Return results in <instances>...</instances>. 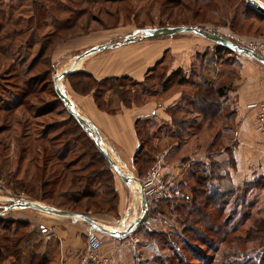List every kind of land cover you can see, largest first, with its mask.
<instances>
[{
  "label": "rangeland",
  "instance_id": "rangeland-1",
  "mask_svg": "<svg viewBox=\"0 0 264 264\" xmlns=\"http://www.w3.org/2000/svg\"><path fill=\"white\" fill-rule=\"evenodd\" d=\"M259 1L264 6V0ZM2 2L0 3V247L9 246L11 240L16 241L19 238L12 237L4 230L5 223L12 230L18 229L20 233L28 234L25 226L11 225L9 220L24 222L26 219L33 220L34 216L40 214L30 209L7 211L6 208L26 201L48 205L40 200L43 194L44 175L45 180H50L53 175L59 176L61 173L64 175L61 166H58L59 162L54 158L46 164V168L43 167L46 154H55L57 150L62 152L67 150L63 147L65 144L63 141L55 139L63 131V123L69 120L70 114L55 91L54 79L69 70L71 64L81 55L104 47L105 49L90 54L84 60L109 62L108 56L115 52L132 57L143 51V47L140 51L139 46L146 43L144 41L153 40L154 42L160 39H139L134 42L127 40L142 36V32L146 29L162 26H189L216 32L244 48L250 44H264V18L245 0H3ZM59 25L62 27L60 28ZM20 30L24 32V35H19ZM175 36L179 39L194 36L204 38L195 32ZM28 43L29 45L26 46ZM220 56L222 60H227V65L220 60L197 61L189 77L182 73L166 82L168 65H164L151 71L146 81L140 86L136 85L133 79L123 83L126 89L131 91L132 102L134 101L133 103L137 105H144L146 101L150 102V97L169 87L182 92L181 101L172 109L173 123L171 125L159 127L155 122L143 123V131L146 134L145 136L142 131L140 136L146 143L143 153L150 156L153 162L144 171L138 163L137 168H134L135 172L132 171L140 180L147 177L151 168L159 163L156 162V153L163 150L169 151L167 155L169 162L177 166L178 177L174 184L178 199L173 200L176 204L174 203L173 207L168 204L158 208L154 206L155 202L151 203L150 211L147 210L145 219L140 223L143 230L164 232L166 236L146 240L144 234L140 232L139 235L125 237V240L129 239V242L125 243L126 250L124 252L122 250L120 257L126 256V264H264V249L260 248V242H245L243 239V242H235L241 234L244 236V232L254 220L264 219V183L256 187L253 185L255 182L244 180L240 185L242 187L236 189L230 183L218 185L213 182L208 191L211 196L214 193L221 196L218 198L219 201L222 200L219 204H223L220 211L211 202L206 204L203 199V201L199 200L193 208V203L188 200L190 193L193 189L202 190L204 186H199L192 175L193 172L200 171L202 167L196 165L192 170L188 169V159L172 148L175 144L178 148L184 147L192 134L197 132L194 128H203L201 123H195L188 108L189 96H192L193 90H197V85L202 84L204 80H211L213 84L215 83L214 87L217 85L216 91L219 90V86H223L222 84L231 85L232 89L241 66L245 61H251L243 53L231 50H221ZM81 62V67H84L83 64L87 61ZM253 62L264 67V64L256 60ZM28 68V73H25ZM79 69L73 70L58 83L59 86L60 83L64 85L61 88H65L63 91L69 95L76 109H80L81 101L83 102L85 97L90 95H85L81 89L83 83L87 84L89 80L71 76L79 72L77 71ZM220 70L219 83L217 76ZM26 80L32 87L31 90L36 91L37 94L30 95L28 101L26 99L23 101L20 96L24 90L30 88L24 87ZM182 80L183 82L179 83ZM110 86V82L98 84L100 90H109L106 91L104 99L110 98L111 107L115 109L121 106L120 98L110 89ZM18 102H23V105L19 108L18 114H13ZM232 108L233 102L228 100L222 114L231 113ZM182 122L185 123V128L180 130L178 126ZM208 128L210 131L200 134L199 141L195 139L190 142L191 144L184 152L185 155L189 154L187 156L193 157L194 160L199 159V153L196 151L198 146L202 144V147H205L209 137L213 144L217 134V147L211 145L208 152L220 151L224 147L232 146L237 129L232 117L226 119V124H219L216 120ZM257 132L263 133L258 130V125ZM41 136H46L48 140H54V142L43 143ZM102 145H104L103 142ZM46 148L48 153L43 155ZM69 149L75 152L80 150L74 144L69 146ZM80 164L84 163H79L73 168L75 170L72 175L76 178L85 175L84 172L76 171ZM133 165H135L134 162ZM139 166L140 171L144 172L141 176L138 174ZM213 166V163L210 164L208 170L215 169ZM115 176L117 177V174L114 172ZM71 178L72 176L65 175L62 179L64 183H60L56 188L57 202L64 201V194L75 192L79 188V184H71ZM83 183L84 180H80V184ZM132 186L134 188V183ZM165 194L166 192L163 193ZM138 196L140 200L137 199V202L131 200V204L137 203L138 216H141L143 213L141 195ZM159 196L161 198L162 194L158 193L157 197ZM115 206L114 211L110 212L108 205L91 206L90 204L88 206L90 211L84 214L101 217L110 227L117 229L125 221L121 223V217L118 219L119 222L117 221L118 202ZM112 207L113 205L111 209ZM155 208L157 212L154 211ZM126 213V217L128 215L130 217L131 211L127 210ZM241 219L246 223L242 232L240 229L235 234H230L232 233L229 232L230 228L233 225H239ZM78 221L85 226L88 225L82 220ZM223 227L228 228L225 232L228 236L227 240L221 232ZM26 241L27 236L21 240L24 248L27 245ZM135 245L138 247H135L136 253L130 254V248L132 250ZM227 254L231 255L229 260L224 258ZM134 257L136 260H133ZM13 262L12 258H7L1 264H13Z\"/></svg>",
  "mask_w": 264,
  "mask_h": 264
},
{
  "label": "crops",
  "instance_id": "crops-1",
  "mask_svg": "<svg viewBox=\"0 0 264 264\" xmlns=\"http://www.w3.org/2000/svg\"><path fill=\"white\" fill-rule=\"evenodd\" d=\"M176 37L178 36L159 38L160 40H154V42H152L153 40L149 42L144 41L147 44L143 42L144 44L139 46L140 51L143 47V51L132 57L115 52L108 56L110 57L108 59L109 62H100L101 60L89 62L92 60H84L86 59L84 58L82 60L87 62H84V67H81L77 71L88 73L98 82L106 79L127 77L133 79L138 84H142L148 78L149 73L154 71L158 66L168 65L165 75L167 79L172 77L177 71H181L189 77L197 61H217V56L214 54L217 44L205 38H196L195 36V38H180L181 40ZM253 61L247 60L241 66L239 76L232 89L229 91L223 90L225 93L223 96H217L216 94L214 97L216 101L215 111L209 113L207 118L200 111H195L191 106V102L188 103L191 116H193L196 123H201L203 128L198 129L197 132L192 134L189 142L184 147L178 148L177 144L172 147L173 150L179 151V155H184L183 157L188 159L187 168H191V170L196 165H201L202 169H207L212 161L226 164L232 156L234 165L228 168V178L214 182L218 185L230 183L236 189L242 187L240 185L244 180L256 182L259 179H264V132H257L258 110L248 109L250 104L259 103L264 100V67ZM218 65L220 66L219 63ZM219 78L218 82L220 83L221 77ZM179 87L181 88V86ZM216 87L217 85H215ZM219 89L221 92L220 86ZM193 91L191 98H194L196 90ZM150 98L151 101H146L144 105L132 103L130 107H126L121 103L117 113L110 114L98 108L92 93L85 97L83 102L81 101L80 109L77 108L80 115L97 129L102 138L103 146L113 162L123 173L137 179L140 183L143 179L140 180L132 173L136 169L135 165H133L134 157L141 145L140 137L136 130L137 123L139 122L143 125L146 122H150L151 124L155 122L159 127L171 125L173 123V119H171L172 109L181 101L182 92L175 91L174 87H169ZM228 100L233 102L232 121L235 123V126L237 125L232 146L220 151L208 152L212 145V142H210L211 137L208 134L209 142L207 145L202 147V144H200L196 150L199 153V159L194 160L193 157L187 156L189 154L185 155L184 152L188 149L191 144L190 142L195 139L199 141L200 134L210 131L209 125L215 123L216 120L219 124H226L227 116L222 114V111L226 109ZM221 114L223 117L222 122L220 121ZM229 150H231V154L228 153ZM168 152V150H163L156 153V162L161 163L163 167L162 172L165 175L164 178H166V194L163 195L164 192L160 193L162 194L161 198L160 196L155 198L146 197L147 210L150 207H148V202L151 204L159 200L177 201L178 199L177 188L175 186L178 177L177 166L174 165L175 163L169 162L167 158ZM132 183H134L135 187L133 191ZM137 186L138 184L135 182L126 185L118 176L114 177V187L118 193L117 221L119 217H121V223L125 221L124 224L120 223L121 227L117 229L110 227L105 223L107 221L102 220L98 216L89 217L111 231H126L140 217L138 216L137 203L131 204V200H135V202L138 201L137 199L140 200ZM127 210L131 211L130 217L129 215L126 217ZM38 215L34 216L33 220L26 219V222L29 224L24 254L26 261L30 255L39 254L47 258L48 264H92L87 260L86 238L89 232V225L85 226V224L78 221L80 220L78 218H63L43 213ZM101 237L102 249L99 252L100 257L107 260L110 264H126V256L124 255L125 258L120 257V253L122 250L123 252L126 250L124 245L129 239L125 240V237L106 234H101ZM135 247L137 246L135 245L132 250L130 248V254L134 253L138 248Z\"/></svg>",
  "mask_w": 264,
  "mask_h": 264
},
{
  "label": "trees",
  "instance_id": "trees-1",
  "mask_svg": "<svg viewBox=\"0 0 264 264\" xmlns=\"http://www.w3.org/2000/svg\"><path fill=\"white\" fill-rule=\"evenodd\" d=\"M3 0H0V3ZM253 9V8H252ZM254 10V9H253ZM263 18V17H262ZM70 20V19H69ZM65 26V25H64ZM58 27V26H57ZM61 28L62 25H59ZM164 27V26H162ZM159 27V28H162ZM19 35H24V32L20 30ZM17 35V34H16ZM29 43L26 45L28 46ZM228 51V49L216 45V48L214 50V54L217 56L216 59L217 61L220 60L221 63L227 65V60H222V57L220 56V51ZM218 64V63H217ZM29 68L25 71V73H28ZM181 71H177L173 74L172 77L167 78L166 82H169L172 80L173 77L177 75H181ZM72 77L75 78H84L88 79L89 83H83L81 86V89L83 90L82 92L86 94H92L94 96L95 102L98 106V108L102 111H106L110 114H115L118 111V108H112L111 107V101H109L110 98L107 100L104 99L106 91L109 90H104V89H99L98 84H106L110 82V89L119 96V101L120 103H123L126 107H130L132 102L131 98V91L127 90L126 87L123 85L125 81H132L130 78L123 77V78H112L108 80H103L101 82L96 81L94 78H92L91 75H89L86 72H76L71 75ZM221 77V70L219 71V74L217 78L219 79ZM183 80L179 83H182ZM81 84V82H79ZM25 86L24 87H30L29 89L27 88L26 90L23 91L22 95L20 96V99L24 101L29 100L30 95H35L37 94L36 91L31 90V86L28 84V80L24 82ZM143 84V83H142ZM142 84L136 83V85L140 86ZM215 84V83H214ZM214 84L211 80H204V82L198 87H196V92L194 94V98H191L189 96V102H191V106L195 111H200L206 118L209 113L214 112V108L216 105V101L214 100L215 94L217 96H223L225 94L223 90L229 91L231 89V85L227 84H222L223 86L221 87V92L220 89L216 91V88L214 87ZM29 85V86H28ZM120 85V86H119ZM79 88V87H78ZM215 92V94H214ZM120 94V95H119ZM57 97V96H56ZM58 98V97H57ZM23 105V102H18V105H15L14 111L12 112L13 114H18L19 108ZM69 113V112H68ZM227 118L230 119L232 117V112H227ZM174 123L177 124V122L174 121ZM196 123V121H195ZM194 123V124H195ZM64 128L61 134L59 136H56L55 139H59V141H63L65 144H63L64 148H67V150L62 151H56L55 154H46L47 156H44V163L43 167L46 168V164L51 161V158H54L56 161L59 162L58 166L60 165L62 168V173L59 176L53 175L50 180H45V175H44V184L42 186V197L40 198L41 202L46 203L50 205L51 207H55L61 210L73 212L76 214H82L85 215L84 213L89 212L90 210L88 209V206L91 204V206H98L100 204L108 205V208L110 207V212L114 211L116 208L115 204L118 202V194L115 190L114 187V171L106 158V156L103 154L102 150L98 147L96 144L95 140L93 137H91L77 122V120L70 115L69 120L63 123ZM192 127V126H191ZM178 128L180 130L185 128V123H181ZM50 129V127H49ZM193 129V128H191ZM196 130L200 128H194ZM137 133L139 137L141 136V132L144 130V125L141 123H137L136 127ZM145 131H143L144 134ZM46 134V133H44ZM146 136V134H144ZM41 140L43 143L51 144V141L54 142V140H48L46 136H41ZM142 138L140 137L141 145L139 150L137 151L135 157H134V164L137 168L138 163H140L141 167L143 168V171L146 170L148 166H150L153 162V159L150 156L145 155L144 149H145V141L143 142L141 140ZM218 141V134L215 137L214 143L212 144L213 146L217 147L216 142ZM78 146L79 151L75 152L74 150L69 149V146L72 145ZM212 147V146H211ZM225 148V147H224ZM223 148V149H224ZM75 149V148H74ZM71 150V154H70ZM45 153H48V149H44L43 155ZM228 153L231 154V150L228 151ZM73 157V158H72ZM84 163L80 164L81 166L78 167L76 171L79 173L84 172L85 175L82 177L78 176L77 178L72 175L74 173L73 168H75V165L79 163ZM213 163V167L215 169L208 170L206 169H201L200 171L197 170L193 172V178L194 180L197 181L199 186H204L202 190L200 189H193L191 191L190 200L191 203H193V208L197 205L198 201L205 200L206 204L208 202H211V204L219 209L220 207H223V204H219L220 201L218 198L221 196L218 193H214L213 196L209 194V186L211 183H213L216 180H223L224 178L227 179L229 172L228 168L232 167L234 165V160L233 157L231 156L230 160L226 164H221L218 162H211L210 164ZM140 166L138 167V174L141 176L143 175V171H140L141 168ZM210 166V165H209ZM43 171H45L43 169ZM200 172V173H199ZM68 177L69 175L72 176L71 178V184L76 185L79 184V188H77V191L72 192V193H66L63 196H65L64 201H58L55 197L56 193V188L60 183H64V176ZM80 180H84L83 184H80ZM264 183V179H259L256 181L253 185L256 187H259L260 184ZM101 198V199H100ZM203 199V200H202ZM176 204V202L173 201H164V202H155L154 206H158V208L162 205H168L170 204L171 207H173V204ZM113 205L112 209L111 206ZM151 206V204L148 202V207ZM176 207V206H175ZM222 209V208H221ZM150 211V208L148 209ZM148 211V212H149ZM157 212V209L155 208L154 210ZM11 222V225H20V226H25L24 228L27 229L28 227V222L26 221H20V220H9ZM244 220L239 221V225H233L232 228H230L229 232H232L230 234H235L236 232L240 231L242 232L243 226L246 224L244 223ZM6 224V223H5ZM3 225L5 228L4 230L11 234L12 237H19L18 240H11V244L9 246H2L0 247V264L5 261L7 258H12L14 260L13 264H48L47 258L44 256H41L39 254L35 255H30L28 260L23 257L26 251V248H24L21 245V240L22 238L26 237L28 234L27 233H20V230H12L10 226L6 224ZM143 227H141V224L139 225L138 229L136 230L134 235H139L140 232L144 234V237L146 240H151L153 237H159V236H166L164 232H158V231H146L143 230ZM223 229V230H222ZM221 229V232L223 233L224 237L226 240L228 239V236L225 234L226 230L228 229L227 227H223ZM246 230V229H245ZM164 233V234H163ZM19 235V236H18ZM240 238H236L235 242H253L257 241L260 242V248L264 249V219L259 218L256 219L252 222V224L247 228V230L244 232V236L242 234L239 236ZM243 239V241H242ZM155 240V239H154ZM223 240H225L223 238ZM7 242L9 241L8 239L6 240ZM194 251L197 252L196 248H194ZM136 253V252H135ZM194 253V252H193ZM133 254V253H132ZM7 255V256H6ZM230 254H227L224 256L225 260L230 259ZM133 260H136L134 257ZM227 260V261H228Z\"/></svg>",
  "mask_w": 264,
  "mask_h": 264
},
{
  "label": "water",
  "instance_id": "water-1",
  "mask_svg": "<svg viewBox=\"0 0 264 264\" xmlns=\"http://www.w3.org/2000/svg\"><path fill=\"white\" fill-rule=\"evenodd\" d=\"M246 3L253 8L261 17L264 18V6L258 1V0H245ZM197 33L198 35H201L205 39L209 40L210 42L217 44L219 46H222L228 50H231L233 52H238V53H243L245 56H251L254 60L264 64V57L251 52L249 49L241 47L234 42L220 36L216 32H209V31H204L200 30L197 28L193 27H162V28H152V29H146L142 32V36L139 37H133L128 39V42H134L136 40H151V39H159V38H165V37H171L175 36L178 34L182 33ZM105 49L104 47L102 48H96L94 50H91L83 55H81L78 59V61L84 59L85 57L89 56L90 54H93L94 52L101 51ZM76 61V62H78ZM74 63L69 70H67L65 73H63L60 77H56L54 79L55 83V91L59 97V99L65 104V107L69 114L73 116L77 122L80 124V126L91 136L96 140V143L98 147L102 150L103 154L106 156L108 159L112 169L114 172L117 174V176L121 179V181L129 185L131 182H135L139 186H137V190L140 192L141 195V209H142V215L136 219L124 232H115L107 229L104 226L99 225L95 221H93L89 216L87 215H82V214H76L73 212L61 210L55 207H51L45 204L37 203V202H30L26 201L23 203L19 204H12L6 208L7 211L9 210H14V209H30L37 211L39 213L51 215V216H57V217H63V218H78L84 222H86L90 227H92L94 230L99 232L100 234H106V235H111V236H117V237H127L132 235L139 227L140 223L145 219L146 214H147V198L145 194V190L142 186V184L135 178L127 176L125 173L122 172V170L113 162L111 157L109 156L108 152L102 145V138L97 131V129L90 123L88 122L85 118L80 116L76 110L74 109V105L71 102V100L64 94V92L61 90L59 86V80L63 79L67 75L71 74L72 71L75 69V66L77 63ZM140 187V188H139Z\"/></svg>",
  "mask_w": 264,
  "mask_h": 264
},
{
  "label": "built area",
  "instance_id": "built-area-1",
  "mask_svg": "<svg viewBox=\"0 0 264 264\" xmlns=\"http://www.w3.org/2000/svg\"><path fill=\"white\" fill-rule=\"evenodd\" d=\"M240 46V45H239ZM253 53H257L264 57V44H250L248 47ZM248 59L253 60L251 56ZM248 109L258 110V130L264 132V100L261 103H253L248 106ZM161 163L155 164L147 177H145L141 184L145 190L146 197H157V194L165 192L167 183L164 181ZM102 249V237L99 232L89 227L87 234V260L92 264H107L108 261L101 258L99 252Z\"/></svg>",
  "mask_w": 264,
  "mask_h": 264
},
{
  "label": "bare ground",
  "instance_id": "bare-ground-1",
  "mask_svg": "<svg viewBox=\"0 0 264 264\" xmlns=\"http://www.w3.org/2000/svg\"><path fill=\"white\" fill-rule=\"evenodd\" d=\"M259 1V0H258ZM260 2V1H259ZM262 4V3H261ZM75 63V62H74ZM74 63H72V64H74ZM77 63V62H76ZM72 64H71V66H72ZM81 65H82V62L81 61H79L78 63H77V66H75V68L76 69H79V67H81ZM75 70V69H74ZM62 83H60V88L62 87ZM64 86V85H63ZM63 89H65V88H63ZM63 89L61 88V90L63 91ZM64 92V94H66V96L69 98V95L67 94V93H65V91H63ZM70 99V98H69ZM71 102L73 103V101L71 100ZM73 105H74V103H73ZM75 110H76V112L79 114V111H78V109H76V108H74ZM106 145V144H105ZM135 188V187H134ZM134 188H132V189H134ZM133 191V190H132ZM134 196H135V194H134ZM137 197V196H136Z\"/></svg>",
  "mask_w": 264,
  "mask_h": 264
}]
</instances>
